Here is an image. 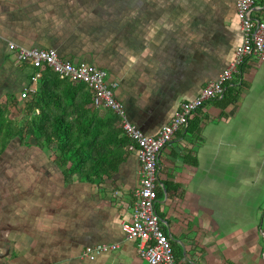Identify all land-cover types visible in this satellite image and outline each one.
Masks as SVG:
<instances>
[{
    "label": "crops",
    "instance_id": "obj_1",
    "mask_svg": "<svg viewBox=\"0 0 264 264\" xmlns=\"http://www.w3.org/2000/svg\"><path fill=\"white\" fill-rule=\"evenodd\" d=\"M237 1L0 0L6 118L18 120V109L28 118L20 94L35 70L16 63L15 43L105 70L128 120L157 135L234 59L243 41ZM254 15L264 20V5ZM243 71L237 103L207 104L200 132H178L160 156L156 209L182 264H264V177L248 155L264 150V135L248 133L254 112H264V62L250 59ZM54 158L30 136L0 154V264H147L122 230L134 215L137 155L102 184L67 181ZM100 245L119 249L83 256Z\"/></svg>",
    "mask_w": 264,
    "mask_h": 264
},
{
    "label": "built area",
    "instance_id": "obj_2",
    "mask_svg": "<svg viewBox=\"0 0 264 264\" xmlns=\"http://www.w3.org/2000/svg\"><path fill=\"white\" fill-rule=\"evenodd\" d=\"M256 0H238L237 15L243 32L242 44L234 59L216 80L210 81L201 93L180 105L173 118L155 136H147L126 116L124 105L114 95L108 83L107 72L89 63H74L61 58L55 49L25 48L9 43L16 63L29 64L35 69L32 85L25 88L20 98L28 99L37 91L42 70L51 68L60 79L88 85L98 108L109 109L121 118L123 134L134 142L130 151L137 155L140 168V185L135 191L136 201L131 221L123 223L122 230L128 239L136 242L139 257L147 264H182L174 255L171 239L156 210L160 156L178 132L185 131L193 114L204 103L221 98L240 68L250 59L264 62V20L255 17ZM37 85V87H34ZM118 245L88 247L83 256L95 260L99 255L118 250Z\"/></svg>",
    "mask_w": 264,
    "mask_h": 264
},
{
    "label": "trees",
    "instance_id": "obj_3",
    "mask_svg": "<svg viewBox=\"0 0 264 264\" xmlns=\"http://www.w3.org/2000/svg\"><path fill=\"white\" fill-rule=\"evenodd\" d=\"M256 2L264 5V0ZM244 65L233 78L241 84L236 85L235 81V85H230L232 80L223 97L204 103L190 119L186 134L200 132L203 121L200 115L207 104L217 103L224 111L237 103L244 88ZM24 102L23 110L28 118L22 120V125L16 119L8 120L5 116L7 106L0 104V154L12 139L20 138L23 142L30 136L36 144L55 153L54 160L63 169L67 181L102 184L117 173L132 153L130 147L134 142L123 134L120 116L109 109L98 108L85 83L60 79L46 67L37 91ZM168 186L166 190L170 191ZM160 191L161 187L157 190V198ZM173 251L175 255L174 248Z\"/></svg>",
    "mask_w": 264,
    "mask_h": 264
},
{
    "label": "rangeland",
    "instance_id": "obj_4",
    "mask_svg": "<svg viewBox=\"0 0 264 264\" xmlns=\"http://www.w3.org/2000/svg\"><path fill=\"white\" fill-rule=\"evenodd\" d=\"M19 110V109H18ZM19 119L17 120L19 125H22V116L20 115L21 110L18 111ZM256 115L255 118L251 121V126L248 128V133L252 134H258L262 133L264 135V112L257 110V112H254ZM264 139V136H263ZM248 155L253 158L255 161V171H257L262 177H264V150H261L258 147H254L253 152H249ZM223 165L222 161L218 160L215 165V169L217 170V173L221 175L223 173ZM233 176H238L241 173V165H238L237 170H232Z\"/></svg>",
    "mask_w": 264,
    "mask_h": 264
}]
</instances>
